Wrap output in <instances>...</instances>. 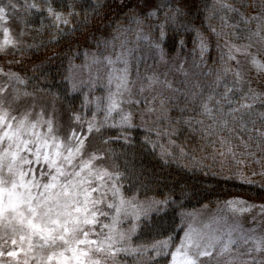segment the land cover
Segmentation results:
<instances>
[{"label":"snow or ice","instance_id":"obj_1","mask_svg":"<svg viewBox=\"0 0 264 264\" xmlns=\"http://www.w3.org/2000/svg\"><path fill=\"white\" fill-rule=\"evenodd\" d=\"M80 7L78 0H0V57H11L8 70L0 66V264H126L128 257L145 264H264L257 216L247 228L240 220L257 207L264 216V203L224 200L233 222L223 229L213 227L219 217L194 227L193 214L182 210L197 196L190 181L201 175L264 193V0H91L89 10ZM221 12L218 30L207 21ZM69 25L85 50L70 44L67 68L53 75L45 61L35 63L37 46L28 40L33 33L55 39ZM131 33L135 46H129ZM212 36L218 48L224 40L220 66L202 73L204 84L196 81L181 92L186 105L175 121L206 142L205 154L183 148L177 154L175 128L155 129L156 139L147 128L137 143L131 135L140 126L136 116L142 123L168 119L174 100L164 91L180 92L168 71L142 75L141 64L150 58L187 77L189 60L194 69L205 63ZM81 56L85 67L97 68L87 79L74 72ZM98 86L103 95H95ZM76 94L79 109L71 101L56 108V101ZM42 97H51V111L39 103ZM133 105L142 110L133 112ZM165 135L167 145L160 141ZM146 155L162 161L161 172L153 167L151 176L168 189L162 199L125 195V183L147 187ZM172 165L176 171L165 174L164 166ZM169 208L173 222L165 235L153 214L167 215ZM138 233L149 240L135 243Z\"/></svg>","mask_w":264,"mask_h":264},{"label":"trees","instance_id":"obj_2","mask_svg":"<svg viewBox=\"0 0 264 264\" xmlns=\"http://www.w3.org/2000/svg\"><path fill=\"white\" fill-rule=\"evenodd\" d=\"M204 2H206L208 5H212L215 0H204ZM78 3L81 5L78 11L83 13L85 10H89V4L91 3V0H78ZM109 3H111V0H109ZM221 15H223L222 12L219 13L216 18L209 19L207 23L215 26L219 30L221 25ZM33 19L35 20V17H33ZM201 19H203V17H201ZM79 20L80 18L74 19L73 24H78ZM197 23L199 24V21H197ZM71 27L72 26L69 25L68 29L65 30V33L58 35L55 39H53V34L51 33H43L39 35L33 33V36L28 40L30 44H34L37 46L32 56V58L35 60V63L39 64L41 61H45V67H47L53 75L56 74L57 69L63 72V70L67 68V60L64 57L65 53L68 52L70 44H72L73 50H75L76 47H80L81 52L85 50L82 36L79 32L73 34L70 31ZM77 40L81 41L79 45L75 43ZM188 40V47L190 49L192 46L191 37H189ZM219 44L220 48L217 47V38L215 36H212L209 56L208 58H206L205 63L201 66V68L205 72H208L209 69H217L220 66L219 57L220 51L224 46V40L220 39ZM49 58H51V60H49ZM7 59H11V57H0V66H2L5 70H8V68L10 67L7 63ZM75 62L77 64H82L84 62L83 56H81L79 59H76ZM28 67H31V65H28ZM11 68L13 71L20 70L19 66L17 65H11ZM190 77H194L196 80H199V76L195 73L191 74ZM59 79L60 77L57 76V80ZM201 80L203 84L206 82L205 77H202ZM59 89L61 92H63L64 84H60ZM52 90L56 91V88H53ZM80 99L81 98L79 94L64 97L61 100L55 102L56 108H66L67 102L71 101L73 105L77 109H79ZM39 103L45 104L48 110L51 111V105L53 103L51 97H42ZM184 103L185 99L183 96H181L178 99V102H176L171 110H169L168 119L160 121L157 126L150 127L153 129L150 134L152 135L153 139H156L155 129H159L162 133H164L169 132L173 128H175L177 130V134L172 136L171 139L175 141V144L177 146V154H179L180 148H183L186 152H191L193 149H196L197 155H204L205 152L202 149L205 148L206 142L202 140L199 135L192 133L191 130L185 125H177L175 123V121L181 116L180 108L185 107ZM188 107L191 108V106L189 105ZM87 115L91 117V112H88ZM190 115H193V113H184L185 117ZM146 129L147 128L143 126H139L131 130V135L137 143L142 140L144 135L148 134L146 132ZM110 134L115 136L117 132L115 130H111ZM168 139L169 137L165 135L160 138V141L161 143L167 145ZM112 147L115 148L118 152L120 151L119 143H114ZM215 147L219 148V144H216ZM206 150L208 153H210L212 151V146L210 144L207 145ZM150 151L151 150L149 149V152ZM145 163L149 165L148 173L144 177L147 187H141L137 184L125 183V195L127 197H131L138 194V199L141 201L150 197L162 199L163 197L161 193L168 191V189L164 187V182L161 181L159 183V187H157L156 183L152 182L151 179L152 168L154 167L156 172L160 173L162 161H160L158 158H154L152 155H146ZM164 168L166 170L165 174H167L168 171H171L173 173L176 171L175 165H172L171 168H169L168 166H164ZM257 170L259 171L258 167ZM257 179L259 180V178ZM190 182L195 186L197 196L184 201L185 207L182 210L185 212L194 211L203 207H217L221 205L224 200L230 199L232 196H239L247 200L249 203H254L257 206H259L261 203H264V193H261L258 188L249 189L245 187L241 189L238 185L234 187L232 182L225 183L219 177L213 176L211 174L206 177L201 175L197 180H191ZM170 187L171 185L169 184V188ZM138 188L139 192L137 193ZM153 219L160 225L161 229L165 231V235H167V229H169L170 225L173 222V209L169 208L167 215L163 213H161L159 216L153 214ZM176 223H179L178 217H176ZM152 235L155 234L153 233ZM155 238L160 239L163 237L156 236ZM148 240L149 236L147 234L141 235L138 233L137 236L134 237V241L137 244L145 243ZM134 260L135 259H133L132 257H128L126 264H131ZM141 260L143 261V263H145L143 258ZM161 264H165V262L162 261Z\"/></svg>","mask_w":264,"mask_h":264},{"label":"rangeland","instance_id":"obj_3","mask_svg":"<svg viewBox=\"0 0 264 264\" xmlns=\"http://www.w3.org/2000/svg\"><path fill=\"white\" fill-rule=\"evenodd\" d=\"M127 39L130 42L129 46H135V33H131L127 36ZM144 54L145 56H147V49L144 50ZM242 63L245 62V58L243 56H239L238 57ZM75 65L77 66L74 69V72L76 73L77 76H83L85 79L88 78L89 74L91 73L92 75H95L97 68L92 67H85L84 64L85 62H83L82 64H77L76 62H74ZM159 71L160 73H164L165 71H168V77L167 79L172 83L173 88L176 89H180V92H170L165 90L164 91V96H172L174 102L170 105L167 106L168 109V113L169 110H171V108L173 107V105L178 102V99L182 96L181 92L185 91L187 88H190L192 86L193 83H195L196 81H199L201 84H203L201 78L204 77L202 75V73H205V71L200 67L199 69H194L191 66V60H189V63L186 65V71L188 72V76H184L181 72L175 71V70H171L169 71V69L164 68L163 66H159L154 64V61L152 59H148L146 64H141L140 67V72L141 74H145V72L147 71L148 74H151V71ZM196 74L199 76V80H196L194 77H190L191 74ZM133 77H135V71L133 70ZM164 77L161 76V79H163ZM103 91L102 89L99 88V86L97 87V90L95 91V95L99 96V95H103ZM147 95V94H146ZM186 105V101L184 103ZM191 106V105H189ZM142 105L141 107L138 109L135 105H133L131 107V110L133 112H139L142 110ZM127 109V106H126ZM91 111H89L90 113ZM100 118H103V114H100ZM160 121L162 120H157L155 116L151 117L147 123H142L141 119L139 117V115L136 116V119L134 121V123H136L137 125L143 126L145 128H150L153 126H157ZM223 204V203H222ZM222 204L217 206V207H203L200 208L198 210L195 211H191L189 213L193 214V218L190 220L191 223H193L194 227L200 228L203 227V224L206 222H209L212 218L214 217H219V224H213V227H220L221 229L226 228L228 224H231L233 222L232 217L230 216V214H228L222 207ZM260 209L259 207H257L252 213L251 215H245L244 217L240 218L241 222L244 224V226L247 227H251V221H252V217L253 216H257V227L260 228L261 231H264V225H262L260 223V221H264V216H259ZM224 217H227V223H225ZM124 228H127L128 225L125 224L123 226ZM178 242V241H177ZM142 258H140L139 260L135 259L134 261H132L131 264H145L143 263V261L141 260ZM206 264H224V261H217L216 259H211V260H206Z\"/></svg>","mask_w":264,"mask_h":264}]
</instances>
